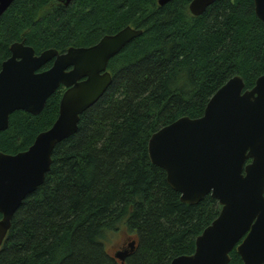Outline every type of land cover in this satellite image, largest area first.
I'll use <instances>...</instances> for the list:
<instances>
[{
  "label": "trees",
  "instance_id": "16d2710c",
  "mask_svg": "<svg viewBox=\"0 0 264 264\" xmlns=\"http://www.w3.org/2000/svg\"><path fill=\"white\" fill-rule=\"evenodd\" d=\"M191 1L13 0L0 17V68L15 42L38 55L88 47L126 26L142 31L109 60L111 84L54 147L43 183L11 219L0 264H122L107 249L122 231L135 241L124 264H169L194 253L221 206L211 194L182 202L150 161L148 141L183 116L201 117L230 78L254 86L264 74V24L253 0H216L200 16L190 13ZM63 92L37 115L10 114L0 152L27 150L56 120ZM228 264H243L235 248Z\"/></svg>",
  "mask_w": 264,
  "mask_h": 264
},
{
  "label": "water",
  "instance_id": "95a60500",
  "mask_svg": "<svg viewBox=\"0 0 264 264\" xmlns=\"http://www.w3.org/2000/svg\"><path fill=\"white\" fill-rule=\"evenodd\" d=\"M56 1L65 6L72 2ZM215 1L192 0L189 11L200 16ZM12 2L0 0V17ZM253 2L264 24V0ZM141 34L126 26L88 47L61 53L46 49L38 55L24 41L11 45V55L0 68V131L8 128L13 112L37 115L55 91L65 90L56 120L27 150L0 152V247L15 211L43 183L54 147L76 132L80 115L111 84L109 60ZM148 155L165 171L182 202L197 204L211 194L221 206L197 236L194 253L177 256L169 264H228L234 248L243 264H264V74L251 89H245L240 75L230 78L210 98L201 117L183 116L154 132ZM134 246L131 241L128 250L117 251L114 257L124 264Z\"/></svg>",
  "mask_w": 264,
  "mask_h": 264
},
{
  "label": "rangeland",
  "instance_id": "374dc122",
  "mask_svg": "<svg viewBox=\"0 0 264 264\" xmlns=\"http://www.w3.org/2000/svg\"><path fill=\"white\" fill-rule=\"evenodd\" d=\"M130 236H127L124 231L114 235L112 238V242L107 245V249L110 254L114 255L118 250H121L120 247L123 245V243H128Z\"/></svg>",
  "mask_w": 264,
  "mask_h": 264
},
{
  "label": "flooded vegetation",
  "instance_id": "af4514ba",
  "mask_svg": "<svg viewBox=\"0 0 264 264\" xmlns=\"http://www.w3.org/2000/svg\"><path fill=\"white\" fill-rule=\"evenodd\" d=\"M126 243H123V245L120 247V249H126Z\"/></svg>",
  "mask_w": 264,
  "mask_h": 264
},
{
  "label": "bare ground",
  "instance_id": "6f19581e",
  "mask_svg": "<svg viewBox=\"0 0 264 264\" xmlns=\"http://www.w3.org/2000/svg\"><path fill=\"white\" fill-rule=\"evenodd\" d=\"M199 203V202H198Z\"/></svg>",
  "mask_w": 264,
  "mask_h": 264
}]
</instances>
